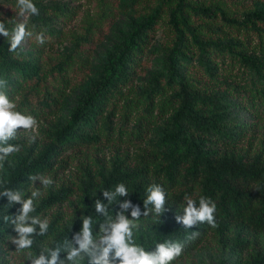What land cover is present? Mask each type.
Segmentation results:
<instances>
[{
    "label": "rangeland",
    "instance_id": "1",
    "mask_svg": "<svg viewBox=\"0 0 264 264\" xmlns=\"http://www.w3.org/2000/svg\"><path fill=\"white\" fill-rule=\"evenodd\" d=\"M176 1L32 0L36 6L46 8L41 10L45 21L36 22L30 14H21L17 0H0V22L6 29L11 30L16 23L22 22L26 24V31L32 33L16 49L17 60L36 68L33 80L24 79L15 85L8 97L15 103L17 111L37 120L36 127L18 129L15 138L8 141L20 150L3 162L0 182L21 157L34 156L53 141L54 133L67 123L77 104L101 78L106 57L115 53L130 33L142 28L151 17L154 20L152 32H146L140 51L128 67L125 82L107 103L103 118L110 111L112 134L106 136L102 129L103 118L100 119L96 131L101 140L97 144H72L60 154L52 171L39 175L50 178L52 184L44 186L39 180L33 182L30 179L25 183L22 191L25 199L35 190L40 193L34 198V205L61 188L70 189L65 200L35 215L47 221L50 230L40 243L43 252L52 237L80 214L82 183L88 176L98 183L99 173L109 171L113 164H118L122 170L144 168L148 175H157L160 160L153 159L157 152L156 142L175 107L168 103L175 84L165 85L168 78L165 55L176 38L170 22ZM183 1L188 6L183 10L186 23L210 46L199 49L192 38L184 34L181 44L189 47V54L186 63L181 64L177 81L190 80L192 87L211 95L227 109L228 120L237 124L235 133L242 139L240 146L248 148L249 155L261 151L264 157V90L259 81L251 82V74L235 62L239 55L264 61V53L251 33L245 35L242 30H231L217 13L208 19L196 12L218 7L226 17L242 19L249 12L264 11V0ZM176 19L181 27L182 18L176 15ZM37 36H42L44 42L40 43ZM156 82L159 84L155 85ZM243 139L246 141L242 143ZM176 216L164 217L151 211L137 219L131 214L125 217L133 222V239L137 233L157 223L171 224L176 221ZM100 231L101 228L96 237L101 235ZM9 235L15 236L13 230ZM9 235L0 241V264H28L29 256H35L33 251L31 248L15 250L9 243ZM257 239L259 245L236 253L222 246L214 234L208 233L195 249H183L171 264H220L222 261L248 264L264 244V235ZM65 256L61 252L60 258ZM87 260L88 257L82 255L78 264H87Z\"/></svg>",
    "mask_w": 264,
    "mask_h": 264
},
{
    "label": "trees",
    "instance_id": "2",
    "mask_svg": "<svg viewBox=\"0 0 264 264\" xmlns=\"http://www.w3.org/2000/svg\"><path fill=\"white\" fill-rule=\"evenodd\" d=\"M176 2L170 13V22L176 38L165 55L168 75L165 85L175 84V90L168 103L175 107L169 123L156 142L157 152L153 159L160 160L157 175H148L144 168L122 170L118 164H113L109 171L99 173L98 183H94L88 176L82 183L80 214L52 237L47 249L61 246L67 239L71 241L72 236L82 228L83 218L86 216H91L92 232L96 236L101 225L109 218L115 220L116 214L122 211L120 204L125 201L130 202L132 206H138L143 213L146 189L152 184L161 186L165 191L166 202L161 213L164 217L172 214L183 216L186 196L197 203L201 196L210 198L216 205V227L206 222L190 229L184 228L177 221L171 224L157 223L134 236L132 242L137 246L146 251H155L156 244L172 240L181 243L182 250H193L208 233L214 234L222 246L236 253H242L251 246L260 244L257 238L264 235L263 153L255 151L249 155L248 148L240 146L239 141L242 139L235 133L237 124L228 120L227 109L214 101L211 95L192 87L190 80L177 81L181 64L186 63L189 54V47L181 44L184 34L190 36L199 49L208 48L210 45L207 41L200 40L193 27L186 23L183 10L188 6L183 0ZM36 7L39 9V15H30L32 20L45 21L44 12L41 10L46 8L42 5ZM51 11L55 12L52 9ZM196 12L208 19H212L217 13L231 30H242L245 35L247 32L251 33L256 38V45L264 53V11L249 12L242 19L226 17L218 7H207ZM176 15L182 18L181 27ZM153 23L151 17L142 28L130 33L115 53L106 57L101 78L77 104L67 123L54 133L53 141L43 146L34 156L27 154L21 157L0 182V191L6 188L23 191L29 177L52 171L60 154L72 144L94 145L101 140L96 126L105 111L107 112V103L112 100L117 88L125 82L128 67L140 51L147 36L146 32H152ZM9 47V40L0 37V80L6 81L5 87L0 88V91L5 92L7 96L15 85L24 79L33 80L36 73L34 66L18 61L16 50L9 51ZM235 62L251 74V82L259 81L264 90V61L239 55ZM229 63H232V60ZM158 82L155 85L159 84ZM22 102L24 105L27 103L25 98ZM110 114V111L106 113L103 127L101 126L106 136L113 132ZM244 141L246 140L243 139L242 143ZM118 184H124L126 188L129 185L128 195L117 196L116 200L109 204L102 192L114 191ZM69 194V188L50 193L38 205H34L35 211L31 215L35 216L39 211L62 202ZM96 200L107 205V216L95 212ZM7 205V199L0 197V241L13 230L11 224L3 221L4 215L14 216L20 208L19 204L10 208ZM148 208L152 209L153 206L148 205ZM131 211L132 208L129 207L123 210V214L127 216ZM49 231L48 228L44 235L33 236L31 250L34 255L43 252L40 243L48 236ZM220 264L226 263L222 261ZM248 264H264V244L250 258Z\"/></svg>",
    "mask_w": 264,
    "mask_h": 264
},
{
    "label": "clouds",
    "instance_id": "3",
    "mask_svg": "<svg viewBox=\"0 0 264 264\" xmlns=\"http://www.w3.org/2000/svg\"><path fill=\"white\" fill-rule=\"evenodd\" d=\"M17 5L22 15L25 13L39 15V9L32 0H17ZM31 35V32L26 31L25 23H16L11 30H8L5 24L0 22V36L9 38V51L16 50L25 38ZM37 40L40 43L44 42L42 36H37ZM5 85L6 81L0 80V88ZM36 126L37 120L33 116L17 111L15 103L5 92L0 91V167L10 154L20 150L19 146L8 144L10 139L15 138L17 130H30ZM29 179L33 182L39 180L44 186L52 184V180L44 176H31ZM39 194V191L35 190L30 197L25 199L24 193L18 189L6 188L0 191V197H5L8 201V208L14 204L20 205L18 214L3 217V221L11 224L15 233V236H8L9 243L15 247V250L30 249L33 245V236L44 235L47 232V221L31 215L35 211L34 198ZM102 195L111 204L117 196H127L128 191L124 184H118L114 191L105 190ZM185 201L183 216H176L177 223L186 229L194 228L199 223L205 222L216 227L214 215L216 205L210 198L201 196L197 203L196 200L186 196ZM165 202L164 189L152 184L146 189L143 213L138 206H132L130 202L125 201L120 204L122 211L116 214L115 220L109 218L101 225L99 237L93 235L91 216H86L83 218L82 228L72 236L71 241L67 239L61 246L49 248L39 255L29 256L28 264H78V258L82 255L88 257L87 264H171V261L180 256L183 245L167 240L156 244L155 251H146L132 242L133 222L123 214V210L129 207L132 208L131 217L133 219L147 215L153 210L161 214ZM148 205H152L153 208L149 209ZM94 208L96 213L107 216V205L100 200L95 201ZM61 252L66 254L64 259L60 258Z\"/></svg>",
    "mask_w": 264,
    "mask_h": 264
}]
</instances>
